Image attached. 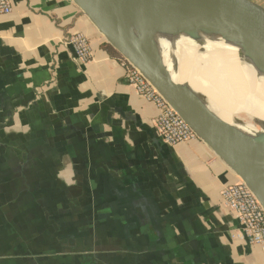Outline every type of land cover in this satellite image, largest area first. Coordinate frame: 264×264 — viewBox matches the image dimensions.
Here are the masks:
<instances>
[{
  "label": "crops",
  "instance_id": "obj_1",
  "mask_svg": "<svg viewBox=\"0 0 264 264\" xmlns=\"http://www.w3.org/2000/svg\"><path fill=\"white\" fill-rule=\"evenodd\" d=\"M10 1L0 16V264H264L222 201L240 180L198 139L161 143L158 109L71 0ZM76 33L92 50L86 64L66 42Z\"/></svg>",
  "mask_w": 264,
  "mask_h": 264
},
{
  "label": "water",
  "instance_id": "obj_2",
  "mask_svg": "<svg viewBox=\"0 0 264 264\" xmlns=\"http://www.w3.org/2000/svg\"><path fill=\"white\" fill-rule=\"evenodd\" d=\"M105 43L136 69L254 195L264 211V138L248 142L221 125L185 85L174 82L153 34L197 30L237 42L264 72V4L254 0H71ZM134 30V32H133Z\"/></svg>",
  "mask_w": 264,
  "mask_h": 264
},
{
  "label": "bare ground",
  "instance_id": "obj_3",
  "mask_svg": "<svg viewBox=\"0 0 264 264\" xmlns=\"http://www.w3.org/2000/svg\"><path fill=\"white\" fill-rule=\"evenodd\" d=\"M193 36L152 35L166 73L187 86L221 125L251 143L264 138L263 70L235 41L200 30Z\"/></svg>",
  "mask_w": 264,
  "mask_h": 264
},
{
  "label": "built area",
  "instance_id": "obj_4",
  "mask_svg": "<svg viewBox=\"0 0 264 264\" xmlns=\"http://www.w3.org/2000/svg\"><path fill=\"white\" fill-rule=\"evenodd\" d=\"M12 12L10 0H0V16ZM75 58L82 64L92 58L88 39L80 34H72L66 40ZM127 84L144 101L158 109L154 119V129L162 144L175 147L196 140L188 125L176 114L150 83L124 60L121 61ZM224 205L239 223L240 236L251 245L264 251V211L254 195L241 182L226 186L221 191Z\"/></svg>",
  "mask_w": 264,
  "mask_h": 264
},
{
  "label": "trees",
  "instance_id": "obj_5",
  "mask_svg": "<svg viewBox=\"0 0 264 264\" xmlns=\"http://www.w3.org/2000/svg\"><path fill=\"white\" fill-rule=\"evenodd\" d=\"M103 49H104V50H105V51H106L111 57L122 60L121 57H120L115 51H113V50L109 47V45H107L106 43L103 44Z\"/></svg>",
  "mask_w": 264,
  "mask_h": 264
},
{
  "label": "rangeland",
  "instance_id": "obj_6",
  "mask_svg": "<svg viewBox=\"0 0 264 264\" xmlns=\"http://www.w3.org/2000/svg\"><path fill=\"white\" fill-rule=\"evenodd\" d=\"M264 4V3H263ZM122 59V58H121ZM123 60V59H122Z\"/></svg>",
  "mask_w": 264,
  "mask_h": 264
}]
</instances>
